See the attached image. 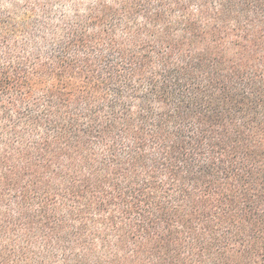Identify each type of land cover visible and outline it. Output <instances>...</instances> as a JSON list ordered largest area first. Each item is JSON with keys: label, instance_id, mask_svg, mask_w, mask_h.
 I'll use <instances>...</instances> for the list:
<instances>
[{"label": "trees", "instance_id": "trees-1", "mask_svg": "<svg viewBox=\"0 0 264 264\" xmlns=\"http://www.w3.org/2000/svg\"><path fill=\"white\" fill-rule=\"evenodd\" d=\"M0 264H264V0H0Z\"/></svg>", "mask_w": 264, "mask_h": 264}]
</instances>
